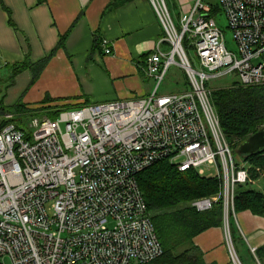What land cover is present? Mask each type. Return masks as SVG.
Instances as JSON below:
<instances>
[{
  "label": "built area",
  "instance_id": "2783aa9c",
  "mask_svg": "<svg viewBox=\"0 0 264 264\" xmlns=\"http://www.w3.org/2000/svg\"><path fill=\"white\" fill-rule=\"evenodd\" d=\"M149 1L165 31L146 57L144 71L155 82L149 95L63 108L56 118H33L26 130L6 114L0 129V264L154 261L163 248L138 175L165 159L180 171L222 180L220 193L188 206L206 212L222 201L231 259L242 264L227 216L236 214L237 187L257 179L235 160L207 82L235 77L241 86L264 85V0H220L235 49L204 0L182 13L179 28L166 0ZM184 40L196 51L200 70ZM100 45L113 53L107 38ZM173 65L186 72L189 88L159 94Z\"/></svg>",
  "mask_w": 264,
  "mask_h": 264
},
{
  "label": "crops",
  "instance_id": "0c3cea01",
  "mask_svg": "<svg viewBox=\"0 0 264 264\" xmlns=\"http://www.w3.org/2000/svg\"><path fill=\"white\" fill-rule=\"evenodd\" d=\"M164 36L149 0H0V74L8 71L22 84V71L13 66L46 59L39 81L54 96L69 98V106L147 96L154 85L144 77L146 56ZM102 38L112 54L104 53ZM32 71L24 72L27 81ZM6 114L15 118L0 106V128ZM233 224L242 239L239 260L258 264L252 249L264 246V216L242 211ZM195 243L206 264H234L224 226L206 230Z\"/></svg>",
  "mask_w": 264,
  "mask_h": 264
},
{
  "label": "trees",
  "instance_id": "16d2710c",
  "mask_svg": "<svg viewBox=\"0 0 264 264\" xmlns=\"http://www.w3.org/2000/svg\"><path fill=\"white\" fill-rule=\"evenodd\" d=\"M215 11L212 8V14ZM185 42L187 41L184 40V44ZM183 72V82L188 89L189 79L186 72ZM236 85L214 91L212 100L227 141L236 140L239 145L242 140L264 128V85L248 87ZM71 107L77 106L58 108L49 112L48 116L56 118L63 108ZM17 111H21L20 107ZM10 121L16 123L18 128L26 130L23 120L15 122V117ZM7 122L3 121L1 128ZM244 161L249 164L252 177L259 179L261 175L256 169L264 173V150L244 156ZM138 182L153 214V223L163 248L160 257L146 264H206L204 254L196 245L195 238L210 228L223 226V204L219 201L206 212H199L188 205L194 199L220 193L222 180L200 176L193 169L180 171L176 165L165 159L141 172L138 175ZM234 207L235 213L249 210L256 215L264 216V190H255L250 184L239 185L235 193ZM230 232L238 251L236 242L242 239L232 219ZM255 255L258 264H264V246L258 248Z\"/></svg>",
  "mask_w": 264,
  "mask_h": 264
},
{
  "label": "rangeland",
  "instance_id": "374dc122",
  "mask_svg": "<svg viewBox=\"0 0 264 264\" xmlns=\"http://www.w3.org/2000/svg\"><path fill=\"white\" fill-rule=\"evenodd\" d=\"M169 11L171 13V17L179 28V13H184L190 10V8L194 5V0H166ZM204 3L209 5L211 8L216 11L212 14L216 19L218 25L224 31L225 40L227 46L230 49H235V41L233 37V32L228 27V20L225 13L222 11L220 6V0H204ZM187 55L192 63V66L200 70L199 59L197 57L196 51L190 47L188 42L184 44ZM47 60L44 59L38 64H32L29 60L25 64L23 62L21 64H16L13 68L19 65L18 70L22 71L23 81L22 84H15V76L8 71L1 72L0 74V106L1 109L10 111L15 113L16 121L23 120L25 122L24 127H27L29 122L37 117L43 118L47 116V112L51 110H55L57 108H62L67 105V101L69 98L67 97H59L54 96L51 92L46 91L45 88L42 87L41 81H39L40 73L45 68ZM32 68V72H34V76L31 80L24 78L25 71ZM184 70L178 66L173 65L170 67V70L166 74L164 81L159 89V94H168L178 91L186 90L184 85ZM16 75V74H15ZM6 77V78H4ZM144 77L151 80L154 85L155 82L152 78L148 77L144 74ZM236 80L235 77H228L223 79L210 80L207 82V86L210 88L212 95L214 91L222 90L224 88L237 86L234 82ZM139 97V96H135ZM134 98V97H132ZM20 107L21 111L18 112L17 108ZM264 127V126H263ZM232 147L233 156L236 161L239 163H243L245 166L249 167V164L244 161V156L238 153V143L236 140L233 142H229ZM181 160V159H180ZM214 170L211 174L215 173ZM251 187L258 191L264 190V176H261L256 180V183L250 184ZM235 215L233 213H229L227 216L229 226L230 219L234 220ZM231 233V232H230ZM234 244V243H233ZM235 247V246H234ZM236 250V249H235ZM237 253V252H236ZM7 264H11L9 260L6 261Z\"/></svg>",
  "mask_w": 264,
  "mask_h": 264
},
{
  "label": "water",
  "instance_id": "95a60500",
  "mask_svg": "<svg viewBox=\"0 0 264 264\" xmlns=\"http://www.w3.org/2000/svg\"><path fill=\"white\" fill-rule=\"evenodd\" d=\"M264 150V128L242 140L238 153L242 156L257 154Z\"/></svg>",
  "mask_w": 264,
  "mask_h": 264
},
{
  "label": "bare ground",
  "instance_id": "6f19581e",
  "mask_svg": "<svg viewBox=\"0 0 264 264\" xmlns=\"http://www.w3.org/2000/svg\"><path fill=\"white\" fill-rule=\"evenodd\" d=\"M50 117V116H49Z\"/></svg>",
  "mask_w": 264,
  "mask_h": 264
}]
</instances>
